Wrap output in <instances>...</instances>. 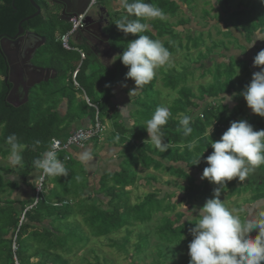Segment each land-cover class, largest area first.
Returning a JSON list of instances; mask_svg holds the SVG:
<instances>
[{
    "label": "trees",
    "instance_id": "1",
    "mask_svg": "<svg viewBox=\"0 0 264 264\" xmlns=\"http://www.w3.org/2000/svg\"><path fill=\"white\" fill-rule=\"evenodd\" d=\"M104 1L102 0L103 5H105ZM183 1L190 12L195 9L196 6L191 4L193 0ZM226 1L230 2L231 0ZM145 2L161 8L165 16H176L180 10L185 13L177 0H145ZM37 3L49 11L47 4L39 1ZM205 4L210 5V1H206ZM239 4L240 8L231 13L227 9L226 12L229 16L225 19V26L237 28L246 42L250 43L255 32L259 31V33L264 34V0H245L240 1ZM202 10L209 17V10ZM35 12L36 9L30 0H0V37L4 34L15 35L20 21ZM217 15L218 18H221L220 13ZM123 16H128L129 19H137V17L129 15L123 8L122 11H118L116 15L111 17L104 29L110 35L111 46L119 54L124 51L128 43L125 41L120 42V46L116 45L118 39H116L115 31L126 36L115 25L116 21ZM192 19L191 16H187L186 19H179L177 23L188 24ZM141 22L147 23L154 31L148 29L141 34L148 35L152 39L170 34L173 38L164 45L171 54L177 51L176 44L173 43V40H176V31L173 30L174 26L168 19L165 17L163 19H141ZM22 26L24 30L33 29L39 35L46 37V44L37 52L34 60L37 64L39 62V64L45 65L46 59L44 58L49 57L48 65L55 67V70L59 72V77L63 78V83L61 86L49 87L41 99L31 100L29 96L27 103L14 107L6 101L8 88L3 77L6 74L7 65L0 55V156L7 157L10 155L11 149L6 143V138L12 133H15L19 141L26 146L22 152L21 165H17L15 168L9 165H0V264H71L69 256L80 252L91 238L108 237L120 231L125 232V236L121 240L111 237L108 240L112 247L121 250L122 253H127L134 227L138 224L144 226L150 223L158 212H161L162 216L155 229L153 231L145 230L138 234L133 257L143 254L149 248L152 233L159 240L156 245L158 258L166 260V255L163 256L164 251L159 249V245L163 243L168 245L176 242L185 243V248L189 252L188 245L191 241H188L190 238H184V236L187 227H195L197 220L182 222L185 217L184 213L177 212L174 216L167 214L177 207V204L172 202L175 193L161 195L158 189H155L141 199L138 197V201L132 204L130 202L131 191L127 187L135 186L138 178L132 168L137 169L141 163L147 168L151 166L157 169L164 167V170L176 179H182L186 182L185 185H182L177 180L175 181L178 188L187 193L198 188L199 194L192 197L194 200L207 201L213 198V189L217 185L210 183L207 179H201L198 182L200 186L196 185L197 174L199 173V176L202 177L204 168L208 166L205 163V158L213 151L212 140H219L230 127L232 121L247 120L254 127V130L264 128V117L254 114L241 95L252 80L250 77L253 70L248 61L245 59L238 60L231 55L221 63L218 59L212 60L210 67H205L203 63L211 55H214V49L219 46L222 49L220 55L224 56L222 55L223 50H229L232 43H239V38L232 31L225 30L223 32L221 29L218 31L229 39L214 41L211 46L205 47L204 32L194 29L187 30L189 47L187 44L186 48L196 51L195 62L200 64L199 69H202L200 77L203 78L205 75L211 74L212 80L205 85L200 84L196 90L198 94H196L192 87L185 84L189 75L187 72H184L183 75L179 74V76L171 74V72L164 73L162 81L166 87L176 90L180 82L184 83L178 90L179 96L169 106L171 115L168 122L162 126L163 140L170 145L167 151H160L151 142H144L139 145L137 152L129 157L127 167L123 168L120 173L112 175L111 179L108 175L103 177L99 191L103 197L86 193L87 183L83 176L76 173L80 169L75 168V164L69 161L65 167L68 175L59 176L60 183L57 184V189L47 191L48 177H46L38 193L37 202L33 203L35 200L21 202L13 199V193L19 188V184L12 179L11 175L22 177L24 182L28 183L31 175L39 171L34 168L33 161L49 149L53 138H65L61 136L63 131L69 128L65 127L67 126L66 122L70 123L77 119L80 110H86L92 115H96L98 111V116H100L104 114V109L108 108L107 97L103 98L102 94L97 95L98 97H91L88 94V89H94L95 85L99 82L103 83L104 79L111 81L117 75H123L126 78L129 69L117 58L114 68L110 71L111 75L103 77L101 74H103L104 67L100 65L87 44H82L85 52L82 51L83 57L80 54L82 61L78 66V60H75L76 56L69 57V53H74V51L67 50L62 47L61 43L55 42L56 32L64 34L70 29V23L63 21L56 14H53L52 17L41 14L23 23ZM177 33L179 34L181 31H177ZM198 33L200 34L198 35ZM130 35L131 40L138 38V34L136 36ZM207 35L210 36V31L207 32ZM71 44L75 47L74 43L71 42ZM238 45L244 48L243 52H245L246 45L242 43ZM56 50L59 54L55 53ZM187 54L189 58L190 53ZM77 58H79V54H77ZM92 66H98V69L95 68L89 72L88 69ZM240 68L243 70L244 77L238 79L237 73ZM190 71L194 72L192 68ZM75 72L77 74L74 80L73 74ZM92 78L94 79L92 80ZM97 79L99 80L96 81ZM155 82L156 77L148 84L143 85L142 88H145L146 91L147 89L154 91ZM78 91L80 93L84 91L88 94L91 106L83 99L76 104V92ZM224 95L235 97L234 103H224L223 100L226 98ZM65 97L69 99L68 114L61 117L57 105L61 100L60 98ZM159 105L161 104L157 101L148 104V111H153ZM183 115L192 117L190 126L193 131L189 136L183 135V129L179 125V120ZM211 127L213 130L209 131ZM37 140L40 141L39 145L35 144ZM192 142H194L193 146L189 149L188 145ZM155 154L172 163L166 165L159 160L155 161ZM200 156H202L201 161L196 164ZM179 163L185 165H179ZM80 171L82 174L86 173L82 169ZM255 172L260 173L261 176L253 177L250 176V173L247 180L249 177L251 180L245 187H243L242 182L238 183V178L227 182V185L222 189V191H229L225 197L229 199L237 191L241 194L249 192L251 194L250 201L264 199V178L262 177L264 165L258 167ZM147 178L153 181L156 177L149 175ZM248 186L252 188H248ZM58 189L61 190L57 191ZM183 199L184 197L180 198V200ZM188 208L189 210L193 209L190 205ZM77 217L81 218V221L88 228V232L85 231ZM33 258L37 260L34 262L32 261ZM161 263L164 264L165 261L162 262L157 259L154 262V264ZM185 263L190 264V259ZM90 264L102 263L97 259V262Z\"/></svg>",
    "mask_w": 264,
    "mask_h": 264
},
{
    "label": "clouds",
    "instance_id": "2",
    "mask_svg": "<svg viewBox=\"0 0 264 264\" xmlns=\"http://www.w3.org/2000/svg\"><path fill=\"white\" fill-rule=\"evenodd\" d=\"M126 12L137 17L129 19L123 16L115 23L117 28L126 36L137 35L138 38L127 43L118 59L128 67L126 79L135 81L136 87L130 90V95L140 87L151 82L156 76V70L167 65L171 67V53L162 41L143 35L148 30V24L141 19H163L164 11L155 4L145 0H121ZM255 44L248 45L251 47ZM254 66H264V49L254 57ZM247 106L256 115L264 117V68L253 73L252 80L241 93ZM226 97L224 103L231 97ZM126 107L122 108L123 111ZM171 113L167 105H159L150 119L145 121V127L151 142L160 151H167L170 147L163 140L164 126ZM192 117L183 115L179 125L183 135L189 136L193 129L190 126ZM6 143L10 146L9 159L14 165H21L25 144L19 141L18 136L12 133L7 136ZM193 143H189V149ZM36 145L40 141H35ZM212 153L205 158L208 165L204 168L201 179H207L217 185L213 189V198L206 201L199 209L198 221L190 229L193 239L188 245L190 264H262L264 262V212L242 220L229 209L221 200V191L227 182L234 179L244 181L250 173L264 165V128L254 130L247 120L232 121L230 127L219 140L211 142ZM200 156L196 164L201 161ZM93 159L91 151L79 153V160L87 163ZM34 168L38 171L35 179L43 180L50 176H67L68 171L63 162L57 157L54 149H49L37 157ZM39 188L38 185H35ZM258 230L253 238L251 233Z\"/></svg>",
    "mask_w": 264,
    "mask_h": 264
},
{
    "label": "rangeland",
    "instance_id": "3",
    "mask_svg": "<svg viewBox=\"0 0 264 264\" xmlns=\"http://www.w3.org/2000/svg\"><path fill=\"white\" fill-rule=\"evenodd\" d=\"M121 1V0H120ZM179 2V5L181 6L182 10L185 11V13H182L181 10L179 13H177L176 16H169L166 15L164 16L166 19L169 20L171 24H173V30L176 31L175 33V39L173 40V43L176 44V52L171 54L170 57V62L172 64L171 67H168L167 65L160 67L159 69L156 70V82L155 86L160 89V95H156V91H152L151 89H147L146 92L148 94L153 95L156 99L157 102H159L161 105H167L168 107L170 104L176 99L179 94L178 90L181 85H183V82H180L178 85V88L176 90H172L165 85H163V75L164 73H170L171 74H176L179 76V74L183 75L184 72H187L188 79L186 78L185 84H187L188 87H192V89L195 90V93L198 94L196 91L199 87L200 84H207L211 82L212 80V75L207 74L203 78L200 77V74L202 72V69H199L200 64L195 62V54L196 51L191 50L190 48H186V45L189 43L187 41V35L188 32L187 30L189 29H194L195 31H201L204 32V42H205V47L206 46H211L214 41H222V40H228L229 38L225 37L221 32L218 30H221L224 32L225 30H230L232 33L239 38V43H232L229 47V50H223L221 56L220 53L222 52L221 46L218 48H215V53L214 55H211L209 59L203 61L205 67H210L211 61L218 59V61L221 63L222 61L227 60V57L233 55L236 59H245L249 60L251 62L250 65L252 66V61H253V51H256L257 53L263 49V41H264V34L259 33V31L255 32L252 35V40L250 43H247L245 38L242 36L241 32L237 29L234 28L233 26H225V19L228 18L229 14L226 12L227 9L229 10V13L233 12L236 9L240 8V1H245V0H231L230 2H227L226 0H193L192 1V6H196L195 9L190 12L188 10L186 3L183 0H177ZM206 1H210L209 4H205ZM227 2V3H225ZM121 3V2H120ZM247 3V2H246ZM245 3V4H246ZM107 5V4H105ZM120 8H122L120 5L117 4ZM57 9V8H56ZM202 9H207L209 10V17L205 15V12ZM52 11V10H51ZM220 13L221 18H218L219 16L217 15ZM205 15V16H204ZM187 16H191L193 18L190 23L188 24H178L179 19H186ZM233 21L231 22V24ZM151 31V27H148ZM177 31H181V33H177ZM210 31V36L207 35V32ZM154 32V31H152ZM200 33H198L199 35ZM116 39L118 41L116 42L117 46H120V42H129L131 41V35L129 34L128 36H124L120 34L118 31H115ZM136 36V35H134ZM172 35L167 34L163 37H158L157 39L162 41L163 44L167 43L171 38H173ZM181 41V44H180ZM255 44L251 47H248V45L254 43ZM245 44L247 47V51L243 52L244 48H241L238 44ZM251 48V50H249ZM241 49V50H240ZM203 50V48H202ZM189 51V52H187ZM251 51V52H250ZM189 54V58L187 57ZM75 56V55H74ZM226 56V58H224ZM69 57H73V53H69ZM77 60V58L75 59ZM65 64V63H62ZM189 67V69H188ZM98 69V66H92L88 69ZM193 69L194 72L190 71V69ZM261 68H264V66H260L259 70ZM257 72V71H255ZM254 72V73H255ZM237 78L240 79L244 77L243 70L240 68L238 69L237 73ZM59 77V76H58ZM253 77V72L252 76L250 79ZM94 78H92L93 80ZM97 79L96 81H98ZM65 82V80H64ZM63 83V78L59 77L55 80H51L50 83H45V84H39L36 85L32 90L30 91V97L32 99H41L45 95V91L49 87H55V86H61ZM94 91V89H93ZM91 90L88 89V94L91 95L92 97V92ZM77 95V92H76ZM100 95V93H99ZM229 97V96H228ZM76 98V96H75ZM235 98V97H234ZM226 99V98H225ZM223 100V102L225 101ZM77 101V98L76 100ZM234 99L231 96V99L226 102V104H231L234 103ZM104 114L100 115L101 118H103ZM210 131H212V128H210ZM136 132V131H134ZM138 132V131H137ZM102 138V137H101ZM10 155L7 157H1L0 156V165H9L13 168H15L17 165H14L11 160L9 159ZM141 175L137 179L134 188L131 187L130 189L131 194H130V202L133 204L138 201V197L141 199L144 197V195L153 192L155 189H158V192L160 194H165V193H175L174 199L172 202H175L177 204V207L174 211H169L167 212L168 215L174 216L175 213L177 212H182L185 214V217L183 218L182 222L186 221H194L195 219L198 221L199 217V209L202 208V205L206 203V201L202 200H194L192 197L197 196L199 194L198 188L190 191V192H185L182 189L177 187V183L174 180V176H172L170 173L161 171L159 169L155 170L152 166L148 169H142L140 171ZM152 173L157 176L155 180H148V174ZM194 173V172H192ZM198 173V172H197ZM147 177H146V176ZM198 176L200 175L199 173L197 174ZM256 175L261 176L260 173H256L255 171L251 173L250 176L256 177ZM15 175H11V177H14ZM17 177V176H15ZM264 178V174L262 176ZM251 177L247 180V178L242 181L243 187L245 185H248V182L251 180ZM111 179V178H110ZM261 179V178H260ZM112 181V180H110ZM179 183L182 185H185L186 182L182 181V179L177 180ZM239 181V180H238ZM39 182V181H38ZM261 180L259 181V183ZM241 183V182H238ZM38 185V184H37ZM197 186H200L198 181H197ZM30 188V187H29ZM248 188H252L248 186ZM238 189L240 187L238 186ZM28 191L31 190L27 189ZM38 188L36 187L35 193H37ZM237 192V191H236ZM19 192H15L13 197L15 196V199H19L20 196H17ZM229 193V191L224 190L221 191V200L224 201L225 205L233 211L235 215H238L241 217L242 220L248 219L250 217H253L257 215L259 212H264V202H258V203H253L252 201L249 200L250 193L247 192V196L245 197L247 201L249 202H243L237 199L234 195L235 193L231 196V198L227 199L225 196ZM1 196V194H0ZM31 197V193L29 194ZM241 195H239L240 197ZM24 197V196H22ZM183 200H180V198H183ZM236 200V202H234ZM191 206L193 209L189 210L188 206ZM162 216L161 212H158L154 215L153 219L151 220L150 223L145 224L144 226L141 224H138L136 227H134V232L132 233L130 243L127 248V253H122L121 250L114 248L110 245V241L108 238H115L116 240H121L123 236H125L124 231H120L117 234H112L108 237H101V238H91V240L88 241L86 246L77 254H74L72 256H69L71 259V264H90V263H95L97 262V259L99 262L102 264H154V262L158 259L160 261H165L164 264H186L187 260L190 259V256L188 254V251L185 248V243H173L172 245L168 244H161L159 245V249L161 251H164V255H166V260L161 259L160 257L158 258V253L156 250V245L158 244L159 240L157 236H155L153 233L151 234V245L149 248L141 255L137 257H133L134 253V245L138 241V234L142 231L145 230H151L153 231L155 229V226L159 223V220ZM78 220L81 221L80 217H77ZM196 221V222H197ZM84 229L86 232H88V228L84 225V223L81 221ZM193 228L191 226H188L186 229V235L184 238H190L188 241H191L193 239V236L190 232V229ZM258 234V230H254L251 233V236L254 238ZM187 244V243H186ZM158 252H160L158 250ZM36 258H33L32 261H36ZM162 264V263H161Z\"/></svg>",
    "mask_w": 264,
    "mask_h": 264
},
{
    "label": "crops",
    "instance_id": "4",
    "mask_svg": "<svg viewBox=\"0 0 264 264\" xmlns=\"http://www.w3.org/2000/svg\"><path fill=\"white\" fill-rule=\"evenodd\" d=\"M120 0H105L104 4H107L106 7L108 8L107 13L110 14L109 20H111V17L117 14L118 11H122L123 6L120 3ZM120 5L122 8H120ZM49 5V4H48ZM105 7V5H103ZM49 8H52L51 5L48 6ZM48 10H44V13L47 14ZM56 12V11H55ZM59 16V15H58ZM62 19V18H61ZM64 21V20H63ZM68 22V21H67ZM69 23V22H68ZM105 34L109 36V44H110V35L103 31ZM60 32H56V39ZM37 39L40 40V43H42V46L36 51L35 55L38 51L46 44L42 40V36L39 38L37 35H35ZM39 36V35H38ZM57 42V41H55ZM71 42L75 44V49L73 55L76 56L79 54V58H77V64L78 66L81 64V57H80V51H84L82 48V44H87L91 48V52L95 54L97 57L99 63L101 66L104 67L103 74H101L103 77L110 76L111 70L114 68L116 64V60L118 58L119 53L116 49H114L111 44L109 50L105 47L104 38L98 34L96 38L90 37L87 33H77L72 39ZM247 47V46H246ZM251 50V48H249ZM247 51V48H246ZM55 52V51H54ZM85 52V51H84ZM251 52V51H250ZM56 54H59V52L56 50ZM253 61L252 66L250 65L249 60L248 63L253 70V73L255 71H260V66H254V57L258 54L256 51H253ZM35 58V57H34ZM37 58V57H36ZM45 65L36 63L35 65H38L40 67L44 68H50L55 70V67L48 65V59L49 57H45ZM40 60V61H42ZM242 60V59H239ZM76 64V65H77ZM56 71V70H55ZM57 72V75L54 78H51L50 80L46 81V83L51 82V80H55L59 76V72ZM104 82H99L97 85H95L94 91L91 89L92 96H101L107 97L108 99V108H105L104 116L101 118L98 116V111L96 115H92L86 110H80L78 113V118L75 120H72L70 123H65L69 127L67 130L63 131V134L61 137H66L67 135H70V133H73L75 130L79 128H90L95 126L96 121L98 120L103 126L104 131L102 135L98 138H94L90 140L84 147H72L69 150L58 152L57 157L63 162L64 166H67V162L72 161V164H75V168L82 169L86 173L82 174L80 170H78L76 173L79 176H83L85 182L87 183L86 187V193L87 194H97L99 196L103 197V194H100L99 191L101 189V181L103 177L109 176V178H112V175H115L117 173H120L123 168L127 167L129 157L134 155L137 152V148L139 145L144 143L146 140L150 139L148 132L145 127V121L147 119H150L155 112L156 108L153 111H148V104H151L152 102L156 101L155 97L153 95L148 94L146 92L145 88L140 87L135 93L130 95V90L134 89L136 87L135 81L131 79H126L123 75H117L114 79L111 81L103 80ZM43 83V82H42ZM79 87V86H78ZM154 90L156 91V95H160V89L158 87H154ZM97 93V94H96ZM98 95V96H97ZM149 97H151L149 99ZM60 102L57 105V110L61 117H64L68 114V108H69V102L68 98H60ZM85 100L89 105L91 104L88 94L83 91V93L77 92V101L76 104H78V101ZM234 99V97H233ZM91 106V105H90ZM126 107L123 111L122 108ZM213 130V127H211ZM136 131V132H134ZM138 131V132H137ZM210 131V129H209ZM102 137V138H101ZM89 150L91 151L93 155V159L88 161L87 163H82L79 160V153ZM158 154V153H157ZM155 154V161L159 160L163 164H170L172 162H169L168 160L162 159L160 156ZM71 158V160H69ZM179 165H185L183 163H179ZM153 167V166H152ZM154 168V167H153ZM76 169V170H77ZM142 169H148L143 164H139L137 169L132 168V171L137 175V178L140 177L141 173L140 171ZM157 170V168H155ZM159 170L165 171L164 167L160 168ZM166 172V171H165ZM140 174V175H138ZM197 174V173H196ZM38 175V171L33 173L31 175V179L28 183L24 182V179L22 177H12L13 180L17 181L19 184V188L14 191L19 192L17 196H20L19 199H15V196L13 199L16 201L21 202H27L30 200H35L33 203L36 202L37 193H35L36 186L38 184V180L33 181ZM148 175H155L152 173H149ZM146 176V175H145ZM173 176V175H172ZM147 177V176H146ZM157 178V176L155 175ZM155 178V179H156ZM175 178V177H174ZM178 180V179H174ZM201 176L197 177V181L200 182ZM48 183H47V191L50 189H57V184L60 183L59 176H50L48 177ZM54 182V183H53ZM84 182V181H83ZM112 183V182H110ZM31 190H27L30 189ZM178 187V186H177ZM132 189L131 186H128L127 189ZM134 188V187H133ZM129 189V190H130ZM61 189H58L59 191ZM31 193V197L29 194ZM164 195V194H161ZM239 195H241L239 197ZM248 194L247 193H235V197L243 202H249L245 198ZM24 196V197H22ZM236 202V200L234 201ZM253 203L258 202H264V199H260L257 201H252ZM66 204V203H64ZM14 248V245H13ZM15 249V248H14Z\"/></svg>",
    "mask_w": 264,
    "mask_h": 264
},
{
    "label": "water",
    "instance_id": "5",
    "mask_svg": "<svg viewBox=\"0 0 264 264\" xmlns=\"http://www.w3.org/2000/svg\"><path fill=\"white\" fill-rule=\"evenodd\" d=\"M76 1L77 0H58V3H63L64 5V11L62 14H68V18L65 19V21H69V16L70 15H75V14H81L85 12V10L88 7L87 5L84 6H76ZM90 1V0H89ZM32 6L36 9V12L33 13L30 16L25 17L22 19L18 25V33L15 38H8L7 36L5 37H0V47L4 43V41H9L10 43H18L16 38L18 36H21L24 33V28H23V23L30 21L31 19L37 17L41 13V7L37 3L36 0H30ZM74 4V5H73ZM91 16H88L86 19V22H92ZM99 35L104 38L105 42V47L109 50L111 47L109 44V36L105 34L99 27L98 29ZM42 40L45 42L46 37L42 36ZM42 46V43H37L34 47L31 48V56H28L25 61H29L30 59L33 60L34 55L36 51ZM0 52L4 55L7 56V54L4 52V49H1ZM17 59L14 58H8L7 63V76L5 77V82H8L12 86L9 87L8 85V93L6 96V101L8 104L14 106V107H19L22 106L23 104L27 103L29 101V96H30V91L32 88H34L36 85L41 84L42 82H46L50 80L51 78H54L57 75V72L53 69L50 68H44L40 67L35 64H26L25 66H22V63L19 62ZM31 68V71L27 72V69ZM27 74L29 77L27 78ZM8 76L10 78H8ZM15 77V79H13ZM18 79V80H17ZM15 97H19L18 103L13 102Z\"/></svg>",
    "mask_w": 264,
    "mask_h": 264
},
{
    "label": "flooded vegetation",
    "instance_id": "6",
    "mask_svg": "<svg viewBox=\"0 0 264 264\" xmlns=\"http://www.w3.org/2000/svg\"><path fill=\"white\" fill-rule=\"evenodd\" d=\"M36 1L47 4V6L51 5L52 8H49V11H47V15L49 17H52L53 14H56L57 16L59 15V17L62 18V20H64V21H65V19L68 18V14H62L64 11V5H63V3H58V0H36ZM88 2L90 3L89 0H77L76 6H84V5H87ZM40 7H41V5H40ZM44 10L45 9H43V7H41L40 15L45 14ZM107 11H108V8L106 6L104 8L102 0H98V4L96 5V7H94L92 9L91 18L93 21L91 23L86 22L85 27L82 30H80L79 32L83 33V34L87 33L90 37L96 38L98 36V33H99V31H98L99 27L102 31H104L106 25L109 22L110 14L107 13ZM71 16L72 15L69 16V19ZM17 33H18V31H17ZM17 33L15 35H7V34L5 35L4 34L2 37L7 36L8 38H15ZM35 35H37V37H39V38L41 37V35H39L36 32V30L25 29L24 33L21 36H18L16 38L18 43H14V42L10 43L9 41H4V43L0 47V50L4 49V52L7 54V56H4L1 52H0V55L3 58V60L6 62L7 67H8V63H7L8 58H12V60H14V58L17 59L18 61H16V63L19 64V62H20V63H22V66H25L26 64H29L30 66H31V64H36L34 58H33V60L30 59L28 62L25 61V59H27L28 56H31V52H30L31 48L34 47L37 43H40V40L37 39ZM34 57H35V55H34ZM28 71H31L30 67H29V69H27V72ZM6 76H7V68H6V74L3 77L4 80H5ZM28 77H29V75L27 74V78ZM8 78H10V77L8 76ZM13 79H15V77H13ZM8 82H6L7 88H8V85H9V87L12 86ZM8 90H9V88H8ZM18 100H19V97H15L13 102L18 103Z\"/></svg>",
    "mask_w": 264,
    "mask_h": 264
},
{
    "label": "built area",
    "instance_id": "7",
    "mask_svg": "<svg viewBox=\"0 0 264 264\" xmlns=\"http://www.w3.org/2000/svg\"><path fill=\"white\" fill-rule=\"evenodd\" d=\"M98 4V0H90V3L85 10V12L81 14H75L72 15L69 19L70 23V29L68 32L61 34L57 37L56 41L61 43L62 47H64L67 50H74L75 47L71 44V39L80 31L82 30L86 25V19L88 16H92V9L96 7ZM82 57L84 56L82 51H80ZM77 72L73 74V79L75 80ZM75 84H77L75 82ZM104 131V126L97 120L95 123V126L90 128H79L75 130L73 133L68 135L65 138H53L51 140L49 149H54L56 152V155L58 152L69 150L72 147H84L86 143H88L90 140L94 138H98L102 135ZM48 149V150H49ZM46 179V178H45ZM45 179L38 180V191L41 190ZM38 196L36 198L37 202ZM35 202V203H36ZM31 208V207H30ZM15 248V246H14ZM18 264V263H17Z\"/></svg>",
    "mask_w": 264,
    "mask_h": 264
}]
</instances>
